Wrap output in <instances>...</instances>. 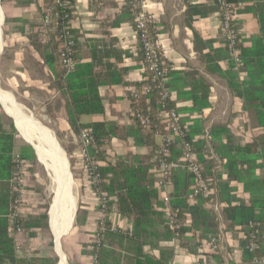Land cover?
<instances>
[{"label":"trees","instance_id":"obj_1","mask_svg":"<svg viewBox=\"0 0 264 264\" xmlns=\"http://www.w3.org/2000/svg\"><path fill=\"white\" fill-rule=\"evenodd\" d=\"M227 1L234 4L238 1L252 4L253 7L249 9L256 16L258 36L251 40L248 47H244L240 41L238 49L242 66L239 72L233 70L232 61L227 70H221L216 62L218 56L215 55L213 63L207 62V69L219 74L226 81L231 94L242 101L251 129L264 132V0ZM130 13L132 15L131 10ZM33 36L45 50L51 51L55 45L52 39L47 45H43L37 33ZM88 73L87 67L81 69L76 67L68 74L61 69V73L55 75L61 80L60 89L67 97L65 110L70 128L77 135L82 130H90L92 133L94 144L89 153L98 163L97 172L101 179L98 188L107 201L106 228L94 233L87 253L93 258L94 264H168V256L163 251H159L155 256L147 253L145 247L154 248L161 240L177 239L181 248L198 257L200 254L198 244L218 234V222L217 217L205 208L204 200H199L194 206L187 203L186 198L193 187V179L188 172L174 170L169 178L171 187L169 209L177 214L180 222V228L175 231L166 219L168 210L164 205V198L161 200V190L156 186L158 180L149 172L152 163H148L146 157L128 156L116 159L113 163L106 161L104 166L100 165V162L103 163L105 160L104 139L109 137L111 130L105 123H78L80 116L104 113L98 95L99 83L89 78ZM171 77L169 70L166 86L170 95ZM145 78L144 74L142 80L133 85L132 89L139 88L145 82ZM207 96L202 94L198 99L205 100ZM189 97L196 103L195 96L189 94ZM129 100L131 112L138 110L149 120V129L145 130L137 126L136 119L132 118L136 125L133 135L138 145L149 147L148 156H153L158 147L155 140L157 135L168 134L167 124L159 117L160 94L152 92L141 101H135L130 94ZM168 103L170 108L176 109L180 119L179 134L175 142L168 146L170 158L180 157L185 145L192 147L205 175L213 179L217 188L227 221L226 233L231 236L249 223L263 229L264 135L252 142L239 144L234 141L227 125H215L205 130L201 109L176 108L171 99ZM203 104L202 108L208 107L207 103ZM4 119L0 114V264H56L57 257L49 256L53 255L52 250L46 257L39 259L18 258L14 241L9 236L8 218L12 212V205L19 196L14 182L17 166L25 162L34 164L36 158L32 148L24 142L21 143L16 155L17 132L10 120ZM209 147L219 162L217 167L213 159L206 154ZM240 194L243 195L241 200L236 198ZM98 210L100 212V205ZM47 211L48 205L42 212H37L20 223L16 222L15 226H22L25 229L40 228L48 232ZM85 213L78 204L74 226L85 219ZM124 219L129 223L126 230L121 227ZM112 226L114 229H111ZM245 244L242 242L243 246ZM49 246L52 247V243ZM255 254L243 250L242 259L248 261ZM204 255L207 259H213L216 264L222 262L219 255L209 253ZM263 255L264 248L257 256Z\"/></svg>","mask_w":264,"mask_h":264},{"label":"crops","instance_id":"obj_2","mask_svg":"<svg viewBox=\"0 0 264 264\" xmlns=\"http://www.w3.org/2000/svg\"><path fill=\"white\" fill-rule=\"evenodd\" d=\"M50 2L51 0H0L3 17L0 27L1 36H3L0 51V54H3V61L0 73L2 77L7 78L10 87L19 89L23 95H27L25 92H28L35 95L36 99L43 97L48 101V99H53L54 96L56 97L61 93L64 99L63 110L59 115L57 114V117L60 118L59 123L65 125L66 131L78 136L67 122L66 95L61 89L54 92L50 87L54 82V76L57 75L55 72H58L59 75L62 69L54 46L51 51L45 50L33 36L34 29L42 16V8ZM236 3L242 5L236 20L240 41L244 47H248L251 45V40L258 36L257 19L249 9L253 7L252 4H245L243 1ZM145 5L147 11L153 16L151 31L161 49L163 63L172 74L169 82L172 92L171 100L174 105L181 109L191 107L201 109L205 130L215 125H225L224 123H215L208 128L206 126L213 120L216 113L222 111L223 115L229 108L224 100L221 101L222 85L218 83L222 80L226 84V81L219 74L207 69V62L213 63L214 55L218 56L216 62L221 70H227L230 65L229 53L219 29L215 1L145 0ZM132 20L128 0H73L71 25L76 39V67H80V69L87 67L89 78L99 83L98 95L104 107L103 114L80 116L78 123H105L111 130L109 137L104 139L106 141L103 146L105 160L103 163L100 162V165L103 164V166L106 161L113 163L116 159L128 156L146 157L145 160L148 163L152 159V156H148L149 147L143 144L138 145L133 135L136 131V125L131 117L132 108L129 96L133 85L142 80L144 73L140 45ZM57 80L58 84L61 85V80L58 78ZM2 89L10 93L14 101L21 106L10 90L3 87ZM227 90L230 92L228 87ZM50 93H52L51 96ZM22 94L21 96L24 97ZM189 94L195 96L196 103H193ZM202 94H207V99H198ZM232 98L236 100L238 105L236 116L241 114V144L252 142L264 135V132L251 129L242 101L233 95ZM203 103H207L208 107L202 108ZM4 110L0 102V114L5 119L10 120L17 132L16 137H20L21 143L24 142L32 148L36 161H38L32 145L22 138L23 135L17 128L16 121ZM184 112L186 113V111ZM53 122L58 123L56 120ZM249 135H252L254 139L249 140ZM155 140L157 145L162 142L161 137H156ZM20 145L15 138L16 155ZM28 163L25 162L26 165ZM30 164L33 165V163ZM82 176L85 182L80 184L82 193L78 204L86 212L85 219L74 226L77 204L71 227L60 236L58 243L52 233L49 219L50 207H48L47 226L53 240L52 252L58 259L56 264H61L62 259L64 264H94L93 258L87 252L90 249L88 246L94 233L98 231L101 214L98 210L99 203L95 191L89 184L84 172H82ZM23 188L22 212L16 221L19 223L41 211L39 205H36L37 202L31 199V192L27 193ZM170 192L171 188L168 189V196ZM161 194L163 201L165 194L162 191ZM241 198H243L242 194ZM8 221L10 227V218ZM121 227L126 230L129 223L124 219L121 222ZM20 228L23 232L16 239H13L9 234L14 241L15 248L16 245H21V236L24 233L35 236L41 231L40 228L25 229L22 226ZM73 231L85 236L84 239H81L82 243L76 245L75 248L78 252L74 253V258L66 246ZM54 242L59 255L55 250ZM145 251L155 256L159 254V251H163L168 256V264H193L196 260L194 255L181 248L179 240L174 241V239L161 240L154 248L145 247ZM204 261L208 264H216L213 259H207V257H204Z\"/></svg>","mask_w":264,"mask_h":264},{"label":"built area","instance_id":"obj_3","mask_svg":"<svg viewBox=\"0 0 264 264\" xmlns=\"http://www.w3.org/2000/svg\"><path fill=\"white\" fill-rule=\"evenodd\" d=\"M214 1L223 42L228 50L229 59L233 62V70L239 72L242 62L238 49L240 39L236 20L242 5L230 3L227 0ZM128 6L132 12L133 28L140 45L143 73L146 75L145 82L139 88L131 89V95L135 101H141L152 92L160 94L159 117L167 124L168 134L165 136L157 135V137L162 138V142L158 145L150 161L152 167L149 172L152 177L158 180L156 185L158 189L165 194L164 205L168 210L166 219L169 226L177 231L180 228V222L177 214L169 209L168 189L171 188L169 178L172 171L180 169L191 175L193 187L186 198L190 206H194L199 200H204L207 210L211 209L218 212L219 206L214 203L218 191L214 186L213 179L205 175L202 166L198 162L197 155L190 145H185L182 155L177 159L170 158L168 146L175 142L179 134L180 119L176 109L174 107L170 108L168 103L171 99L170 91L166 86L169 69L164 66L161 49L155 37H153L151 31L153 16L147 11L145 0H128ZM72 10L73 0H51L47 6L42 8V16L34 29V33L39 35L43 45H47L51 42V39L54 41V49L59 65L65 74L74 71L76 68V39L71 25ZM145 101L148 103L146 99ZM131 117L136 119L137 126L145 130L149 129V120L140 111L131 112ZM77 140V166L84 172L89 184L95 191L100 205L101 218L98 222V230L101 232L106 228L105 217L108 208L106 207L107 201L98 188L101 183L100 175L97 172L98 163L89 153V149L94 144L91 131H80ZM26 166L25 163L17 166L14 179L19 194L12 205V212L9 216V234L14 239L23 232L19 226H15V223L22 212V185L27 175L24 170ZM111 229H114V227L112 226ZM176 236H178V233H176ZM229 238L231 239L228 240ZM174 241H177V239H174ZM242 242L246 244L243 246ZM263 248L264 228L258 229L252 223H249L231 236H226L218 229L217 235L209 237L198 244L200 254L193 264H208L204 261L205 253L219 255L222 258L220 264H264V255L257 256ZM243 250L251 254H257L248 261L243 260L241 256ZM15 252L18 256L20 253L19 245H16Z\"/></svg>","mask_w":264,"mask_h":264},{"label":"rangeland","instance_id":"obj_4","mask_svg":"<svg viewBox=\"0 0 264 264\" xmlns=\"http://www.w3.org/2000/svg\"><path fill=\"white\" fill-rule=\"evenodd\" d=\"M1 10V9H0ZM2 13V12H1ZM2 33V32H1ZM2 35V34H1ZM2 39L3 36H1V44H0V51L2 48ZM3 61V54H0V67L2 66ZM58 74V72H55ZM58 76H54V82L50 85L51 89L54 90V92L60 90V85L58 84L57 80ZM220 85H222L221 93V101L224 100V103L226 104L228 108V111L226 110V113L222 115V111H219L215 114V117L212 121L213 123H208L206 126L207 128L210 127L212 124L215 123H224L225 125L229 126L230 133L232 137L234 138V141L236 143L241 144V114L240 116H236L238 105L236 104V100L232 98V95L230 92H228L226 84L221 80L218 82ZM0 84L1 86L6 89L10 90L14 98H16L21 105V107L29 114L31 117H33L36 121L44 125L46 128L50 130L54 138L56 139V142L64 156L65 161L68 162V168H69V178L72 184L71 187V199L74 202V206L78 204V201L80 200V194L81 188L80 184L83 183L84 179L82 176L81 170H79L77 166V149H78V140H76L77 136H74V134L70 133L69 131H66L65 125H62L60 122V118L57 116L63 110V95L58 94L56 97L54 96L53 99H48V101L45 100V98L36 99L35 95H32L28 92H25L27 95H23L19 89H13L9 86L7 78L1 76L0 73ZM22 89L24 87H21ZM25 89V88H24ZM6 92V91H5ZM9 96H11L10 93L6 92ZM21 94L24 96L22 97ZM52 93H50L51 96ZM32 96V97H31ZM13 99V97L11 96ZM14 100V99H13ZM16 103V101H14ZM54 105V107H53ZM53 107V108H52ZM58 114V115H57ZM58 121V123H54L53 119ZM53 120V121H51ZM210 120V119H209ZM65 128V129H64ZM67 132V133H66ZM252 133V132H251ZM249 140L254 139L252 135H249ZM75 137V138H74ZM245 139V138H244ZM243 139V140H244ZM247 140V139H245ZM16 142L21 144V138L16 137ZM244 142V141H243ZM207 156L213 159L216 167L218 166L219 162L215 159L212 150L208 149ZM154 156V155H153ZM152 156V157H153ZM66 157V158H65ZM38 159V158H37ZM67 159V160H66ZM25 172L27 173V177H25V181L22 185L24 187L23 189L27 192H31V199L36 201L39 205L42 212L46 205L50 207L49 210V219H50V225L52 221V204H53V197H52V190H53V180L46 169V167L40 163L39 161H36L33 165L29 163L24 168ZM49 174V175H48ZM51 181V182H50ZM85 182V181H84ZM25 192V193H26ZM237 199L241 200V194L236 197ZM214 203L217 204L218 212H214L213 210H209L211 214L217 217L218 222V229H220L226 236H229V233H226V226L227 221L225 218V215L223 213V205L220 201V198L217 197L214 200ZM34 211V209H32ZM75 210V208H74ZM85 236L82 234H77L73 231V234L71 238L69 239L68 244L66 246L68 249H70L72 253V258H74V253H77V249L75 248L76 245H80L82 243L81 239H84ZM14 239V238H13ZM229 238L228 240H230ZM52 236L51 233L45 232V231H39L36 233L34 237L29 236L28 234L24 233L21 236V245L20 253L18 254V257L20 258H35L39 259L42 257H46L48 252L50 250H53V244L52 247L49 246L52 242ZM51 257L55 255H49Z\"/></svg>","mask_w":264,"mask_h":264},{"label":"bare ground","instance_id":"obj_5","mask_svg":"<svg viewBox=\"0 0 264 264\" xmlns=\"http://www.w3.org/2000/svg\"><path fill=\"white\" fill-rule=\"evenodd\" d=\"M2 20L3 17L0 10V27ZM0 102L5 109L4 112L6 111V113L16 121L15 124L23 135L20 134L24 141L32 145L38 161L46 167L52 177L54 187L52 190L53 204L51 229L58 243L60 236L71 227L75 208V204L71 199L72 195L70 190L72 184L68 174L67 161H65L56 139L50 130L27 114V112L15 103L11 96H9L1 86ZM55 250L57 251L56 246ZM61 264H64L63 259L61 260Z\"/></svg>","mask_w":264,"mask_h":264}]
</instances>
